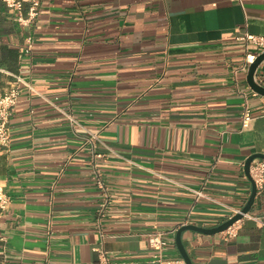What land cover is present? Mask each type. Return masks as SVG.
I'll list each match as a JSON object with an SVG mask.
<instances>
[{"label":"crops","instance_id":"obj_1","mask_svg":"<svg viewBox=\"0 0 264 264\" xmlns=\"http://www.w3.org/2000/svg\"><path fill=\"white\" fill-rule=\"evenodd\" d=\"M18 17L0 0V96L29 84L0 144V264H158L157 231L164 261L186 264L178 229L244 208L246 160L264 154V96L242 69L264 50L246 39L264 37V0H41ZM182 238L193 264H264V190L236 237Z\"/></svg>","mask_w":264,"mask_h":264},{"label":"built area","instance_id":"obj_2","mask_svg":"<svg viewBox=\"0 0 264 264\" xmlns=\"http://www.w3.org/2000/svg\"><path fill=\"white\" fill-rule=\"evenodd\" d=\"M6 5L16 10L19 13L17 21L23 25H28L32 23L35 19L38 18L41 8V0H3ZM242 1V0H237ZM27 8V16L23 15L24 9ZM246 39L250 41L255 46L264 48V37H256L253 35L246 36ZM28 50L31 51L32 40L29 39ZM256 55L249 54L247 55L246 62L242 67L243 70H248L249 65L256 59ZM22 85H29L21 76H16L15 81L10 86V88L0 96V144L8 146L11 141L10 134V122L14 115L16 106L19 102L21 95ZM253 119L252 110L250 106L245 104L244 113H243V127L247 128L250 125L251 120ZM251 174L253 179L257 184L258 193L263 192L264 190V160L256 159L251 165ZM201 195V192H198ZM10 203V198L7 193L0 188V210H6ZM107 204L105 203L102 206V209L106 208ZM241 212V209H233V213L228 216V219L232 218L236 214ZM247 216V215H246ZM245 216V217H246ZM227 219V220H228ZM242 220L237 221L235 224L230 226L226 231L222 232L226 239H231L237 236L239 230V224ZM1 240V236H0ZM150 246H151V255L152 262L158 264H168L164 261V251L167 247V241L164 238L162 232H154L150 234ZM101 257L106 260L107 253L103 249L97 250ZM108 264V263H106Z\"/></svg>","mask_w":264,"mask_h":264},{"label":"water","instance_id":"obj_3","mask_svg":"<svg viewBox=\"0 0 264 264\" xmlns=\"http://www.w3.org/2000/svg\"><path fill=\"white\" fill-rule=\"evenodd\" d=\"M263 62H264V50L249 65L248 75H247V81H248L250 87L256 93H258L262 96H264V86L262 84H260L259 82H257L255 75H256V72H257L259 66ZM256 159H263L264 160V154L263 153L254 154V155L250 156L246 160V163H245V172H246V175L252 184V193H251L250 199L247 202V204L244 206V208L241 209V212H239L238 214H236L232 218L226 220L225 222H223L222 224H220L219 226H217L215 228H206V227H200V226L190 224V225L181 226L178 229L177 235H176V243H177L178 249H179L183 259L185 260L186 264H193V261H192L190 255H189V252H188V250L185 247L184 242H183L182 235L185 231H188V230L189 231H195V232H198L201 234H206V235H215L218 233H222V232L226 231L230 226L235 224L237 221L244 219V217L251 212V210L255 204V200L257 197V193H258L257 184H256V182L253 179L252 174H251V165Z\"/></svg>","mask_w":264,"mask_h":264}]
</instances>
